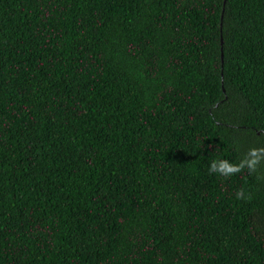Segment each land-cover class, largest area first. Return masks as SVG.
<instances>
[{"label": "trees", "instance_id": "obj_1", "mask_svg": "<svg viewBox=\"0 0 264 264\" xmlns=\"http://www.w3.org/2000/svg\"><path fill=\"white\" fill-rule=\"evenodd\" d=\"M252 148L264 0H0V264H264Z\"/></svg>", "mask_w": 264, "mask_h": 264}, {"label": "clouds", "instance_id": "obj_2", "mask_svg": "<svg viewBox=\"0 0 264 264\" xmlns=\"http://www.w3.org/2000/svg\"><path fill=\"white\" fill-rule=\"evenodd\" d=\"M264 160V148L257 149L252 148L250 149L247 157L239 164H232L228 160H219L213 161L211 163V167L209 169L210 173H219L224 177H229L234 175L244 168H247L249 172H254L260 162ZM236 198L243 199L245 198L244 190L241 189L236 193ZM250 199V197H248Z\"/></svg>", "mask_w": 264, "mask_h": 264}]
</instances>
